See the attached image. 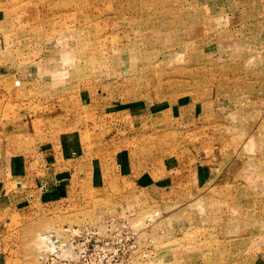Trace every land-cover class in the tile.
I'll list each match as a JSON object with an SVG mask.
<instances>
[{"label":"rangeland","instance_id":"obj_1","mask_svg":"<svg viewBox=\"0 0 264 264\" xmlns=\"http://www.w3.org/2000/svg\"><path fill=\"white\" fill-rule=\"evenodd\" d=\"M0 183V264H264V0H0Z\"/></svg>","mask_w":264,"mask_h":264},{"label":"built area","instance_id":"obj_2","mask_svg":"<svg viewBox=\"0 0 264 264\" xmlns=\"http://www.w3.org/2000/svg\"><path fill=\"white\" fill-rule=\"evenodd\" d=\"M61 259H62L63 264H71L72 257H64V258H61ZM84 261H86V258L84 257V255H82V258L78 259L76 261V263H74V264H78V263H81V262L85 263Z\"/></svg>","mask_w":264,"mask_h":264},{"label":"crops","instance_id":"obj_3","mask_svg":"<svg viewBox=\"0 0 264 264\" xmlns=\"http://www.w3.org/2000/svg\"><path fill=\"white\" fill-rule=\"evenodd\" d=\"M53 155H54V154H53ZM54 156L57 158V161H59V160L63 157L61 153H56ZM6 182H7V181H6ZM6 182H5V183H6ZM0 185H2V183H0Z\"/></svg>","mask_w":264,"mask_h":264}]
</instances>
